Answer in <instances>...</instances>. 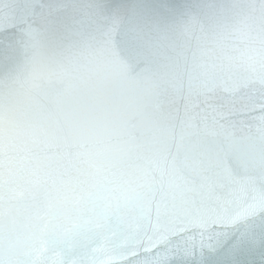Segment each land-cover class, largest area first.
Segmentation results:
<instances>
[{
    "label": "water",
    "instance_id": "95a60500",
    "mask_svg": "<svg viewBox=\"0 0 264 264\" xmlns=\"http://www.w3.org/2000/svg\"><path fill=\"white\" fill-rule=\"evenodd\" d=\"M49 6L53 10L51 26L29 44L25 55L19 43L24 26L39 19L41 12L47 14ZM253 7L259 8V0H0V24L8 25L0 32V112L11 109L25 125L21 131L29 135L41 125L51 127L60 120L65 132L72 134L73 142L81 141L75 127V113L79 111L88 109L109 119L136 115L135 122L140 124L146 137H151L147 104L155 84L146 71L149 64L139 59L134 62L135 71L121 75L118 68L92 55L85 44L89 33L99 36L98 30L115 27L117 38L127 33L132 39L139 37L149 47H162L182 43L185 23L197 17L208 28L204 43L217 52L223 50V54H230L233 47H242L240 41L246 38L249 25L253 24L246 13ZM53 72L63 83L58 91L48 93L42 109L36 103L34 84L39 82V77L51 76ZM186 102L176 97L174 119L176 109L183 115ZM210 103H223L231 108L230 113L222 114L237 125L236 129H230L235 132L234 153L258 155L261 150L258 129L264 120V88L250 86L230 97L221 94ZM206 108L203 105L201 111ZM43 148L40 145L35 151L42 160V173H50L52 177H44L46 189L38 191L36 198L19 199L0 191V255L8 247L31 251L37 216L47 213L45 223L49 230L62 234L77 253L72 256L75 264H99L100 260H107L101 253H91V249L112 235L107 229L97 228L96 222L117 198L123 202L131 197L134 184L130 182L138 180L146 158H154L149 140L125 143L99 135L88 139L85 148H72V155L63 158L62 154L42 151ZM225 166L232 172L225 180H219L211 170L194 185L184 184L176 177L168 178L177 204L181 203L182 194H186L184 199L209 207H215L214 202L223 205L225 201L232 204L236 200L239 203L245 188L260 190L259 177H250L244 169H239L237 174L232 161L226 160ZM253 180L254 185L250 183ZM154 216L155 213L153 220ZM113 221L112 227L119 224L118 230L126 233L137 252L128 259L116 258L113 264H264V218L261 217L256 218L251 228L247 221L214 225L210 229L215 234L211 239L205 236L201 240L198 230L175 236L165 232L150 251L141 246V241L151 235V232L146 234L149 221L138 210L114 215ZM245 230L254 233L255 243L245 245L239 260H234L229 255L230 249ZM193 240L197 247L190 255H172L173 249ZM201 243L205 247L201 248ZM27 261L28 257H11L8 264H27Z\"/></svg>",
    "mask_w": 264,
    "mask_h": 264
},
{
    "label": "snow or ice",
    "instance_id": "6c2138e0",
    "mask_svg": "<svg viewBox=\"0 0 264 264\" xmlns=\"http://www.w3.org/2000/svg\"><path fill=\"white\" fill-rule=\"evenodd\" d=\"M52 15L53 10L49 6L47 14L41 12L39 19L24 26L19 43L25 55L28 54L29 44L42 34V30L51 26ZM246 15L253 24L249 25L246 38L240 41L242 47H233L230 54H223V50L217 52L214 47L204 43L208 28L197 17L185 23L181 32L182 43L162 47H149L141 43L139 37L132 39L127 33L117 38L114 35L115 27L98 30L99 36L89 33L85 44L92 55L118 68L121 75L135 71L134 62L139 59L149 64L146 71L152 75L155 84L147 104L151 137H146L140 124L135 122L136 115L109 119L107 116H97L88 109L75 113V127L82 142H73L72 134L65 132L60 120L51 127L41 125L29 135L21 131L25 125L12 114L11 109L4 110L0 112V191L19 199L25 196L36 198L38 191L46 189L44 177H52L50 173H42V160L35 151L40 145L44 146L42 151H55L63 158L72 155V148H85L88 139L99 135L125 143L148 139L154 158L147 157V163L140 168L138 180L130 182L134 184L131 197L123 202L117 198L96 222L97 228L112 233L104 238L103 244L91 249L93 255L101 253L108 258L100 260L99 264H113L116 258L128 259L137 255L126 233L118 230L119 224L112 227L113 216L119 213L138 210L142 218L149 221L146 234L151 232V235L141 241L145 251H150L165 232L175 236L198 230L203 240L205 236L213 238L215 234L210 229L214 225H236L247 221L251 228L257 217L264 218V120L258 129L261 141L259 154L241 156L233 151L235 132L230 131L236 129L237 125L231 124L222 114L224 111L230 113L231 108L223 103H210L213 99H219L221 94L230 97L250 86L264 88V0H259V8H250ZM12 26L15 27V23ZM7 27L0 24V32ZM38 79L39 82L34 84L35 99L37 106L43 109L45 97L51 91H58L63 81L55 72ZM176 97L187 102L183 106V115L180 116L176 109L174 119ZM203 105H207V108L202 112ZM226 160L234 162L237 174L239 169H244L250 177H259L262 181L260 190L245 188L239 203L236 200L232 204L225 201L223 205L214 202L215 207H209L199 201L184 199L186 194H182L181 203L177 204V197L171 194L173 185L168 178L176 177L184 184L194 185L201 178H206L203 174L211 170L219 180H225L232 174L225 166ZM250 183L254 185L255 181ZM46 215L37 216L34 243L27 254V264H48L49 261L52 264H75L72 256L77 253L68 246L69 241L62 234L49 230L45 223ZM254 243V233L245 230L230 249L229 255L239 260L244 246ZM196 247L194 240L185 241L183 246L172 250V255L188 256ZM200 247L205 245L201 243ZM19 251V248H5L0 255V264H8L11 257L19 256Z\"/></svg>",
    "mask_w": 264,
    "mask_h": 264
},
{
    "label": "clouds",
    "instance_id": "9594fccd",
    "mask_svg": "<svg viewBox=\"0 0 264 264\" xmlns=\"http://www.w3.org/2000/svg\"><path fill=\"white\" fill-rule=\"evenodd\" d=\"M19 256H13V257H16V258H20V257H28L27 254H28V251H25L23 249H19Z\"/></svg>",
    "mask_w": 264,
    "mask_h": 264
}]
</instances>
